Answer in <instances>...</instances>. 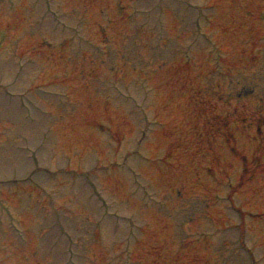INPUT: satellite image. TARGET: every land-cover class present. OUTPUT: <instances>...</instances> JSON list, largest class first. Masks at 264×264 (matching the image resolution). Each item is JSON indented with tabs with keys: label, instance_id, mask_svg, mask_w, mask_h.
<instances>
[{
	"label": "rangeland",
	"instance_id": "rangeland-1",
	"mask_svg": "<svg viewBox=\"0 0 264 264\" xmlns=\"http://www.w3.org/2000/svg\"><path fill=\"white\" fill-rule=\"evenodd\" d=\"M0 264H264V0H0Z\"/></svg>",
	"mask_w": 264,
	"mask_h": 264
},
{
	"label": "bare ground",
	"instance_id": "bare-ground-1",
	"mask_svg": "<svg viewBox=\"0 0 264 264\" xmlns=\"http://www.w3.org/2000/svg\"><path fill=\"white\" fill-rule=\"evenodd\" d=\"M218 153V152H217ZM215 155H217V154H215Z\"/></svg>",
	"mask_w": 264,
	"mask_h": 264
}]
</instances>
